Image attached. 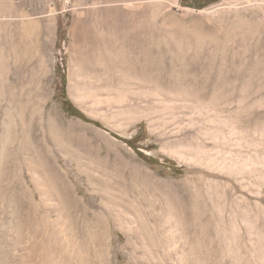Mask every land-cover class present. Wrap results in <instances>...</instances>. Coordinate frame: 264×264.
Here are the masks:
<instances>
[{
    "label": "rangeland",
    "instance_id": "obj_1",
    "mask_svg": "<svg viewBox=\"0 0 264 264\" xmlns=\"http://www.w3.org/2000/svg\"><path fill=\"white\" fill-rule=\"evenodd\" d=\"M21 10L36 23L35 35L23 33ZM63 95L81 114L64 110ZM0 97V137L15 128V146L21 143L6 182L29 184L22 155L30 146L39 156L40 147L90 211L105 212L108 188L138 202L168 264H178L180 250L186 264H236L239 255L264 264V0H0ZM18 192L21 220L28 197ZM5 195L0 220L11 219ZM71 210L72 224L60 222L70 231L74 225L67 236L84 257L73 254L69 264H98L79 225L87 218ZM55 220L56 211L36 219L32 233ZM100 223L105 228L108 219ZM111 230L122 245L124 232ZM7 234L0 260L34 263L27 244ZM193 239L200 249L189 250ZM127 251H118L121 264Z\"/></svg>",
    "mask_w": 264,
    "mask_h": 264
},
{
    "label": "bare ground",
    "instance_id": "obj_2",
    "mask_svg": "<svg viewBox=\"0 0 264 264\" xmlns=\"http://www.w3.org/2000/svg\"><path fill=\"white\" fill-rule=\"evenodd\" d=\"M10 6L13 7L12 5H10ZM10 11H11V9H10ZM19 14H20V17L23 18L22 19V27L24 29L23 33L26 36L27 35L28 36L35 35L34 34L35 29H37L36 23L32 20L25 18V16H24L25 13H23L22 10H21V13H19ZM48 31H49V28H48ZM46 32H47V30H46ZM30 38H32V37H30ZM13 55H14V53H13ZM7 84H9V83H7ZM10 87H12L10 89H15L16 86H15V84H11ZM12 94H13V92L11 91L10 100L8 101L10 103H13V101L15 99L14 98L15 96L13 97ZM26 96H28V95H26ZM5 98H6V96H5ZM17 104L15 103V105H17ZM5 106H6V104H5ZM18 106H20V105H18ZM15 107H17V106H15ZM8 110H10V113H12L11 109H8ZM15 112H17V110H15ZM14 114H16V113H14ZM148 114H149L148 112H145L141 116L142 117H148ZM139 118H140V116H139ZM19 119H20V117H19ZM8 121H9L8 123L13 122V121L10 122L11 120H8ZM8 126H6V127H8ZM30 126H31V124H30ZM12 128L10 127V130ZM13 129L15 130V128H13ZM13 129H12V131H13ZM11 132L5 131L4 134L0 137V145H1L0 146V149H1V152H0V202L6 201V199H5L6 195L5 194L7 193V195L9 196V197L7 196V202H8L9 208H10L9 211L11 212V213L9 212L10 213L9 216L11 217L10 220L7 218L6 219L2 218L0 220V232H1V234H2V231L5 233L8 232L9 235L11 233L13 235L14 239L16 240V243H18L16 245H19L20 243H24V245L27 244L26 251H27V253L30 254L28 258H30V256H32V255L34 257V263H32V264H58L62 260H64L65 264H69V262H71L69 256L72 257L73 254H77L78 255L77 257H79L81 259L80 262H82V257H84L83 256L84 251L81 250L80 247L78 248L77 246H75V244H73L75 242L74 241L71 242L69 239V236H67V235L73 236L72 233H74L73 232V226L74 225H71L72 231H70V228L66 229L64 227V225L60 222V219L62 218L63 223L68 224V222H69L72 224V221L70 219L71 217H69V215L72 213L71 209L73 207H77V215L76 216L78 218L81 216H82V218H83V216L87 218V222H84V223L82 222L79 225L81 226V230L83 232L90 233L91 247L89 245L88 247H86V249L88 252H90V251L92 252V254L95 258L94 262H96L98 264H119L121 262V261H119L121 254H120V252L118 253V251H119V249L124 247V248H126V250H128L127 253L129 254V256H127L128 259L126 260V262H123L124 264H152L154 254L157 255V257H156L158 259L157 264H168L167 259H170L169 258L170 256L168 257L165 249L163 248L164 245L162 244V240H161L160 236H157L156 231L154 230L156 225L154 223H152V219L148 216L147 213H145L146 211L141 206H139L137 204L138 202H136L135 200L130 199V198L127 199L126 201L124 198L121 201V197H122V195L120 197L121 193L119 195H117L118 196L117 197L116 194L113 193L112 191H110L111 189L108 188V189H104V191H103L105 193V195L109 194V196L106 195L107 200H108V205L105 204V206H106L105 212H102V210L101 211H93V210L90 211L89 207H87L85 204H83L82 198L80 199V197H78V195L75 193V189L73 188L74 185L72 186V184L70 185L69 182H67L68 177L65 176V177H67V178H65L62 175L63 172H61L62 174H60V172L58 171L56 166H54V164L52 163V161L54 159L53 160L51 159L52 155L50 156V153L48 152L49 150L42 152L43 150L37 146L39 149L38 151L40 153V155L38 156V155H36V153L34 154L32 152L33 147L29 146L27 148L32 149V150H30V149L28 150V151H31L30 152L31 155H28V153H29L28 151L26 153L27 155H22V161H23L22 163L24 165V168H26V170L28 171V176H27L28 177L27 182L29 183L28 185H26V183L23 181V178H22V180L19 179L18 180L19 183H17V184L11 185L10 184L11 180L9 181V183L6 182V175L9 174L10 170L15 165V164L12 165V163H14L13 161L17 158V156H18L17 154H19V152H18V150L20 149L19 145L21 146V143L16 144V145H18V147L15 146L14 141L17 140L15 137L18 134L15 132L16 134L14 135V134H11ZM103 133L107 134V135L103 134L105 136L109 135L107 132L103 131ZM119 135H121V134H119ZM26 137H28V135ZM29 140H31V139H29ZM23 141H25V140H23ZM26 143H28V142H26ZM26 143L24 145L23 144L22 145L25 147H26V145L28 146V144H26ZM117 143H118V141H117ZM121 145H123V147L125 146V147L129 148L127 146V144H125L124 142H121ZM23 150H26V148L25 149L23 148ZM23 150H21V151L23 152ZM36 151H37V149H36ZM17 165H21V164H17ZM14 170H15V168H14ZM64 172H66V171H64ZM26 175H27V172H26ZM66 175H67V173H66ZM11 183H12V181H11ZM75 185H76V183H75ZM29 187H31L32 189H29ZM15 190L20 191V192H18V194L21 193L23 198L28 197L27 200L23 199L22 201H20V209H23V211H24L23 216L20 213V215L22 216V217L20 216L21 220L20 219L18 220L19 216H17L18 203L16 200L17 195L14 194ZM30 190H33L34 193H38L37 194V195H39L38 203L35 201V197L32 194H31V196H32L31 198L27 195L28 193L29 194L33 193V192H30ZM100 191H101V196L105 197L104 193H102V190H100ZM105 198H103V199H105ZM167 199H169V198H167ZM18 200H20V199H18ZM43 200L45 202H46V200L52 201L53 206H42L41 202ZM123 202H125V203H123ZM151 202L147 201V211L148 210L152 211L153 204ZM40 204H41V206H40ZM94 204H93V206H94ZM5 205H6V203H5ZM8 205H6V206H8ZM37 206L41 207L42 209L37 211V209H38ZM3 209H5V208H3ZM94 209H95V207H94ZM7 210H8V207H7ZM32 211H33V213H32ZM34 211H35V213H34ZM55 211L57 213V218L59 220H55V222L53 224H51L53 226L51 229H47L44 232H42V230L40 229L39 232L32 233L31 227H32V224L34 223V221L36 219L37 220L40 219L43 221L44 219H46L48 217L49 214H51L52 212H55ZM5 212H3V213H5ZM183 215L185 216V214H183ZM102 216L106 217L108 219V223H107V226L105 228L103 227L102 223H100V222H102ZM2 217H4V216H2ZM85 219H84V221H85ZM67 227H68V225H67ZM115 227H117L119 230L121 229L125 234V237H126L125 242L122 243V245L120 243H118L121 240L117 242L116 240H114V238L111 235V233H112L111 228L113 229ZM108 230H109V233H108ZM77 233H79V232L77 231ZM106 234H107V236H106ZM115 242H117V243H115ZM188 244H189V250H190V247H191V249H196V248L200 249V247H199L200 242L198 239H193V241L189 240ZM188 244L186 241L184 242L185 246H188ZM101 245H103V246H101ZM102 247L105 248L106 253L105 254L102 253V256H101L100 250ZM18 248H19V246H18ZM158 248H162L161 252H160L161 254L155 252V250H157ZM3 249H5V248H3ZM22 252H24V251H22ZM113 252H115L114 257L112 256ZM124 253H123V255H124ZM127 253H125V254H127ZM184 253L185 252L180 250L179 253L175 254L179 258L178 264H186V262H185L186 260L183 258V256H185ZM118 254H120V255H118ZM21 255H22V253H21ZM26 255L28 256V254H26ZM6 256H8V255H5L4 257H2L3 259L0 260V264H9L8 263L9 258H7ZM17 257H19V256H17ZM10 259H11V257H10ZM84 259L87 260V258H84ZM195 260H196V258H195ZM74 261H76L75 257H74ZM246 261H247L246 256L239 255L236 259V264H246ZM73 262H71V263H73ZM80 262L78 261V263H80ZM83 262H85V261H83ZM195 263L197 264V260L195 261ZM85 264H88V260L85 262Z\"/></svg>",
    "mask_w": 264,
    "mask_h": 264
},
{
    "label": "trees",
    "instance_id": "obj_3",
    "mask_svg": "<svg viewBox=\"0 0 264 264\" xmlns=\"http://www.w3.org/2000/svg\"><path fill=\"white\" fill-rule=\"evenodd\" d=\"M62 92H64V89H63ZM63 108L70 115H79V114H81L80 111L74 106V104L69 99H67L64 95H63ZM148 160H149L150 163L158 164V162L154 161V159H152L151 157H148ZM165 163H167L169 166H171L174 171L177 170L174 167V163H172L171 161L166 159Z\"/></svg>",
    "mask_w": 264,
    "mask_h": 264
}]
</instances>
